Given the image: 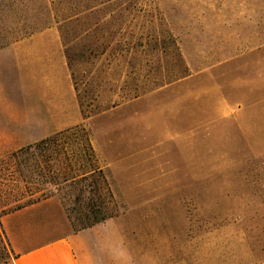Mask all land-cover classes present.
<instances>
[{
    "label": "rangeland",
    "instance_id": "obj_1",
    "mask_svg": "<svg viewBox=\"0 0 264 264\" xmlns=\"http://www.w3.org/2000/svg\"><path fill=\"white\" fill-rule=\"evenodd\" d=\"M78 9L0 0V51L56 31L77 126L112 194L102 213L127 233L133 264H264V0H82ZM18 80L0 75V218L54 196L79 229L86 201H62L48 153L19 167L10 158L37 143L16 139L29 127L5 123ZM10 258L0 227V264Z\"/></svg>",
    "mask_w": 264,
    "mask_h": 264
},
{
    "label": "crops",
    "instance_id": "obj_2",
    "mask_svg": "<svg viewBox=\"0 0 264 264\" xmlns=\"http://www.w3.org/2000/svg\"><path fill=\"white\" fill-rule=\"evenodd\" d=\"M5 54H11L9 61H2ZM5 70L19 79L20 86V97L14 95L5 123L14 129L30 128L26 135L18 133L17 140L39 142L80 123V109L54 29L0 51V75ZM1 139L5 140L2 132ZM0 227L11 254L5 264H133L131 243L115 219L75 232L54 196L4 214Z\"/></svg>",
    "mask_w": 264,
    "mask_h": 264
},
{
    "label": "trees",
    "instance_id": "obj_3",
    "mask_svg": "<svg viewBox=\"0 0 264 264\" xmlns=\"http://www.w3.org/2000/svg\"><path fill=\"white\" fill-rule=\"evenodd\" d=\"M81 1L50 0V3L60 7L65 6L68 8L70 6L73 11H79L78 7ZM93 7V5L89 6V8ZM42 151L48 153L47 161L52 162L48 170L50 173L48 183L58 194L61 192L63 195L62 201L69 199L71 196H73L75 203L83 204L86 201L84 204L88 213L85 214V223H81L82 226L79 229L74 228V231H81L106 220L107 215L104 212L102 213V204L106 198L108 200L112 199V194L106 187L107 184L101 175V171L94 164L95 153L91 137L85 127L75 126L58 132L12 153L10 158L14 159L19 167L26 165L30 157L33 160L35 153ZM62 203L65 205V202ZM22 207L24 206H19L17 209ZM66 211H68V218L71 220L72 211L67 207ZM89 215L92 217H89Z\"/></svg>",
    "mask_w": 264,
    "mask_h": 264
}]
</instances>
